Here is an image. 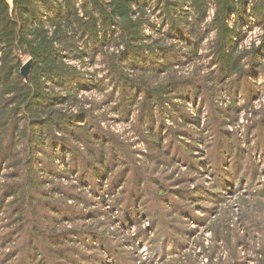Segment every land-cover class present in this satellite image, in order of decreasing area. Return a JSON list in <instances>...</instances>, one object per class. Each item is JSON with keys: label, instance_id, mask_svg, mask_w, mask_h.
<instances>
[{"label": "trees", "instance_id": "1", "mask_svg": "<svg viewBox=\"0 0 264 264\" xmlns=\"http://www.w3.org/2000/svg\"><path fill=\"white\" fill-rule=\"evenodd\" d=\"M248 78H264V0H0V264H82L84 240L108 236L98 188L130 151L101 106L166 160L159 117L196 125L188 104ZM133 169V198L164 196Z\"/></svg>", "mask_w": 264, "mask_h": 264}, {"label": "rangeland", "instance_id": "2", "mask_svg": "<svg viewBox=\"0 0 264 264\" xmlns=\"http://www.w3.org/2000/svg\"><path fill=\"white\" fill-rule=\"evenodd\" d=\"M258 35L255 30L246 43ZM85 97L101 100L94 93ZM210 102L212 111L205 100L183 110L189 118L200 115L196 125H184L180 115L159 117L160 140L172 147L166 160L150 156L134 117L124 123L109 109L96 111L110 120L103 129L130 156L100 181L106 204L100 210L107 215L98 221L107 223L100 231L109 234L84 240L82 264H264V78L244 80L235 97L224 87ZM135 167L147 171L143 186L160 178L163 197L133 198ZM125 171L128 183L115 185Z\"/></svg>", "mask_w": 264, "mask_h": 264}, {"label": "water", "instance_id": "3", "mask_svg": "<svg viewBox=\"0 0 264 264\" xmlns=\"http://www.w3.org/2000/svg\"><path fill=\"white\" fill-rule=\"evenodd\" d=\"M6 2L9 5H12V0H6ZM30 69H31V61H27L24 63L20 69V75L24 80H26L30 74Z\"/></svg>", "mask_w": 264, "mask_h": 264}]
</instances>
